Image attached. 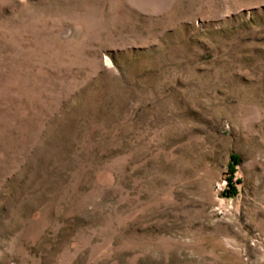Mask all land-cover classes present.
Segmentation results:
<instances>
[{
  "label": "rangeland",
  "instance_id": "374dc122",
  "mask_svg": "<svg viewBox=\"0 0 264 264\" xmlns=\"http://www.w3.org/2000/svg\"><path fill=\"white\" fill-rule=\"evenodd\" d=\"M0 264H264V0H0Z\"/></svg>",
  "mask_w": 264,
  "mask_h": 264
}]
</instances>
